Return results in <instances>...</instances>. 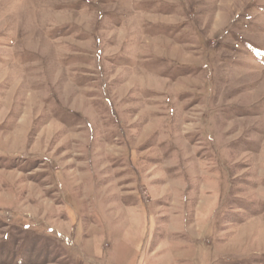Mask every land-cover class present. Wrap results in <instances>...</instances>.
I'll return each mask as SVG.
<instances>
[{"label":"rangeland","instance_id":"obj_1","mask_svg":"<svg viewBox=\"0 0 264 264\" xmlns=\"http://www.w3.org/2000/svg\"><path fill=\"white\" fill-rule=\"evenodd\" d=\"M0 264H264V0H0Z\"/></svg>","mask_w":264,"mask_h":264}]
</instances>
